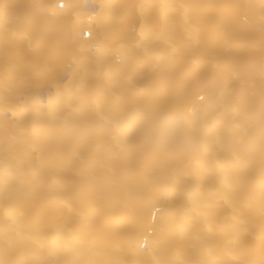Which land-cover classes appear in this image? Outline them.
<instances>
[{"label": "bare ground", "instance_id": "6f19581e", "mask_svg": "<svg viewBox=\"0 0 264 264\" xmlns=\"http://www.w3.org/2000/svg\"><path fill=\"white\" fill-rule=\"evenodd\" d=\"M0 264H264V0H0Z\"/></svg>", "mask_w": 264, "mask_h": 264}]
</instances>
